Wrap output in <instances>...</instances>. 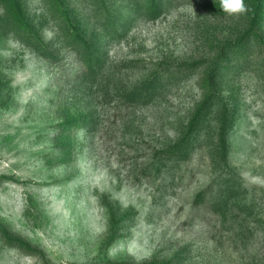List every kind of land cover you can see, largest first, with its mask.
Segmentation results:
<instances>
[{
	"label": "rangeland",
	"instance_id": "rangeland-1",
	"mask_svg": "<svg viewBox=\"0 0 264 264\" xmlns=\"http://www.w3.org/2000/svg\"><path fill=\"white\" fill-rule=\"evenodd\" d=\"M0 0V264H264V0Z\"/></svg>",
	"mask_w": 264,
	"mask_h": 264
},
{
	"label": "clouds",
	"instance_id": "clouds-1",
	"mask_svg": "<svg viewBox=\"0 0 264 264\" xmlns=\"http://www.w3.org/2000/svg\"><path fill=\"white\" fill-rule=\"evenodd\" d=\"M219 8L228 16H238L248 10L245 0H219Z\"/></svg>",
	"mask_w": 264,
	"mask_h": 264
}]
</instances>
